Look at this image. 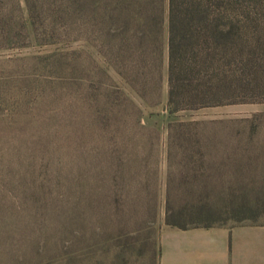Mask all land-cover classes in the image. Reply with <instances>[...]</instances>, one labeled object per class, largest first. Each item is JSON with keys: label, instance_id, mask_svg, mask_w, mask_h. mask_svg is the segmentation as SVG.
<instances>
[{"label": "trees", "instance_id": "16d2710c", "mask_svg": "<svg viewBox=\"0 0 264 264\" xmlns=\"http://www.w3.org/2000/svg\"><path fill=\"white\" fill-rule=\"evenodd\" d=\"M164 11L163 0H0V49L59 45L36 56L37 70L45 77L37 87L38 101L59 88L58 95L66 98L62 120L71 127L66 130H82L94 143L93 158L84 161L75 153L65 158V144L55 143L54 130L43 134L41 143H29V180L42 174L48 182L36 188L21 177L0 181L21 192L13 207L57 214L96 204L102 211L110 204L127 206L136 215L137 229L153 223L164 207L168 225H215L218 207L208 173L215 162L207 159L205 122L179 114L264 102V0H169L167 36ZM133 17L144 20L135 23ZM81 39L94 43L92 52L102 62L79 64L81 50L69 46ZM165 97L163 195L161 159L152 161L151 152L162 144L157 130L163 115L153 110ZM78 98L85 109L77 107ZM251 141L252 132L246 143ZM143 143L147 153L141 156L136 148ZM262 192L256 199L259 208L245 201L236 210L263 214ZM63 220L76 221L71 215Z\"/></svg>", "mask_w": 264, "mask_h": 264}, {"label": "rangeland", "instance_id": "374dc122", "mask_svg": "<svg viewBox=\"0 0 264 264\" xmlns=\"http://www.w3.org/2000/svg\"><path fill=\"white\" fill-rule=\"evenodd\" d=\"M93 46L94 43L81 39L69 47L81 50L79 64L88 67L101 61L92 52ZM57 47L59 45L54 44L0 49V181L13 176L21 177L26 180L25 183L35 184L36 188H40L42 182H48V176L44 178L45 175L42 174H37V180L30 182L32 173L26 169V165L30 154L29 143H41L43 134L52 130L57 134L55 143L65 144L63 153L66 159H71L73 153L79 161H84L88 155L93 158V138L86 137L79 129L77 132L66 130L71 127L62 120L61 106L63 101L66 103V98L64 94L58 95L60 89H53L47 99L38 101L37 87L45 77L40 69L37 70L36 56ZM85 50L90 52H82ZM111 73L115 79H119L114 70ZM79 98L77 107L83 110L85 108ZM165 103L166 97L153 110L163 115L157 130L162 144L158 150L150 151L152 161L156 157L161 159L158 169L163 195L168 172L166 124L169 119ZM263 104L264 102L224 105L179 114L182 119L205 122L203 130L210 140L207 159L215 162L208 173L214 178L212 201L218 210L213 220L217 225L264 222V213L254 216L255 210H236L245 201L252 208H259L256 199L263 194L264 180L256 179L254 174L241 172L239 165L221 162L226 155L224 146L246 143L251 132V143H264V111L254 112L255 109L264 107ZM53 115H58V121L50 120ZM79 117L85 119L86 116ZM253 125L254 131L251 130ZM125 134L129 136L132 133L126 131ZM143 146L144 143L136 148L141 156L147 153ZM177 151L178 148L173 149L174 154ZM226 159L230 160L231 156ZM173 171L179 174L177 165L173 166ZM48 191L49 189L46 195ZM21 195V192L13 191L10 186H2L0 183V264H160L161 239L168 225L165 222L164 207L160 208L153 223L142 224V229H137L138 224L133 222L136 215H132L127 206L110 204L106 211H102L100 208L103 206L96 204L79 206V210L57 214L55 211H27L13 207L20 203ZM67 215H71L76 221L64 222ZM137 236L148 240H144L148 243L146 247L144 241L136 246Z\"/></svg>", "mask_w": 264, "mask_h": 264}, {"label": "crops", "instance_id": "0c3cea01", "mask_svg": "<svg viewBox=\"0 0 264 264\" xmlns=\"http://www.w3.org/2000/svg\"><path fill=\"white\" fill-rule=\"evenodd\" d=\"M168 3L169 0H163L165 11L161 19L165 36L168 35ZM143 20L138 17L132 19L135 23H142ZM256 111H264V107ZM224 150L225 160L221 162L239 165L241 172L264 180V143L226 145ZM228 156H231L230 160L226 159ZM144 240L147 239L137 236L136 246ZM143 243L145 247L148 244L146 241ZM160 250V264H264V222L215 224L187 229L167 225Z\"/></svg>", "mask_w": 264, "mask_h": 264}]
</instances>
